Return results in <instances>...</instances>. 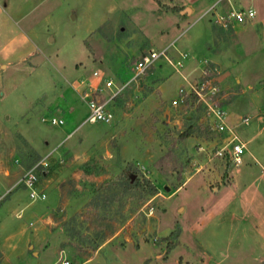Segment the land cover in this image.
<instances>
[{"label":"rangeland","instance_id":"obj_1","mask_svg":"<svg viewBox=\"0 0 264 264\" xmlns=\"http://www.w3.org/2000/svg\"><path fill=\"white\" fill-rule=\"evenodd\" d=\"M7 1L31 24L17 39L29 53L0 67V202L44 159L38 188L67 264H264V0ZM248 5L252 18L218 20ZM161 49L109 104L110 123L83 122L72 84L93 69L125 81ZM205 78V102L178 101ZM207 103L245 142L241 164L215 155ZM133 170L137 187L126 184ZM53 235L40 260L17 264H61Z\"/></svg>","mask_w":264,"mask_h":264},{"label":"built area","instance_id":"obj_2","mask_svg":"<svg viewBox=\"0 0 264 264\" xmlns=\"http://www.w3.org/2000/svg\"><path fill=\"white\" fill-rule=\"evenodd\" d=\"M216 4V3H215ZM215 5H211L212 9ZM255 15V10L252 7H245L240 9H231L226 16L218 14V20L225 21V18H231L234 20L250 19ZM225 24V23H223ZM160 57H166L164 49L150 50L141 54V56L134 62L132 66V75L125 81L115 82L114 77L104 74L101 69H93L89 77H85L79 81V85H82L79 89L76 85L72 84V88L84 101L89 109V114L83 120V122H111L114 118L112 111L109 109V104H114L116 99L124 92V90L133 82L140 81L141 77L148 68L153 65L154 61ZM209 80L205 78L204 81H200L198 84L188 83V88H179L178 101L184 99L185 93L191 94L194 97L204 99V95H207L210 90L207 88ZM214 89V86H212ZM208 90V93H206ZM208 104V103H207ZM207 116L210 117L209 125L211 129L220 136L221 143L214 148V153L217 157H228L230 162L234 165L242 163V155L246 151L245 142H243L234 132L231 126L226 122L225 112L220 107H213L210 104L207 106ZM51 124L60 125L63 120L60 117L51 116L48 120ZM248 118L242 117V122L247 123ZM39 165H46V162L40 160L36 164L24 169L21 176L15 182L17 185H21L28 194V198L32 201L44 200L46 192L43 189L38 188L39 181ZM66 260H63L61 264H67Z\"/></svg>","mask_w":264,"mask_h":264},{"label":"crops","instance_id":"obj_3","mask_svg":"<svg viewBox=\"0 0 264 264\" xmlns=\"http://www.w3.org/2000/svg\"><path fill=\"white\" fill-rule=\"evenodd\" d=\"M7 2V0H0V67L3 69L14 58L22 60L29 53L28 48L18 46L20 42L17 39L27 29L25 25L31 24L30 21L22 20L24 15L14 14L13 10L17 9V3ZM8 4L12 11L7 10ZM249 6L252 7L251 5L247 7ZM190 11L192 12V8ZM29 27L31 28V25ZM261 82L263 84L264 79H261ZM31 146L34 149V145ZM3 173L8 175L9 172ZM41 189L44 190L43 187ZM19 192L26 195L23 188L9 191L0 202V264H17L20 260H40L49 245L46 243L47 236L51 234H54V243L59 249L58 260H66L63 255L65 251L61 250L59 245L60 239L57 238L56 231L49 224L52 222L50 201L45 199L31 204L32 202L27 200L26 196L20 197ZM24 216L29 220L27 225L22 223ZM91 258L83 259V261Z\"/></svg>","mask_w":264,"mask_h":264},{"label":"trees","instance_id":"obj_4","mask_svg":"<svg viewBox=\"0 0 264 264\" xmlns=\"http://www.w3.org/2000/svg\"><path fill=\"white\" fill-rule=\"evenodd\" d=\"M179 9H181V8H178V6H177V10H179ZM185 135H186V133H185ZM132 173H133V175H134L135 177L132 179L131 182H130V180L128 179V180L126 181V184H128L129 186H135V187H137V186L143 184V183H141V181L139 180V178H138V176H137V174H136V171L133 170ZM39 177H40V174H39ZM144 184H148V188L150 189V192H153V191H154L153 186H151L147 180L144 182ZM179 231H180V230L177 229L176 232H171V233H172V234L175 233V236H176V235H178V232H179ZM173 247H174V242L168 241V242L166 243V250H165V251H166V252H169Z\"/></svg>","mask_w":264,"mask_h":264}]
</instances>
